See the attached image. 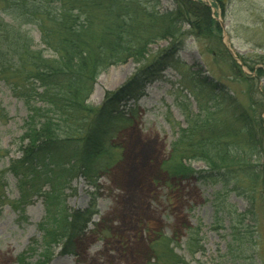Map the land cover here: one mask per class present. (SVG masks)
<instances>
[{
    "label": "trees",
    "instance_id": "trees-1",
    "mask_svg": "<svg viewBox=\"0 0 264 264\" xmlns=\"http://www.w3.org/2000/svg\"><path fill=\"white\" fill-rule=\"evenodd\" d=\"M150 2L156 5V0H0V12L19 23H7L0 17V80L28 111L18 138L20 156L12 158L5 170L15 178L18 191L9 205L21 220L27 219L26 207L35 197L43 198L45 208L37 224L40 240L31 239L14 264H49L56 255L76 254L96 214L97 198L92 194L84 209L70 208L65 190L77 177L96 187L97 160L112 146L118 124L125 119L120 107L136 99L147 82L159 78L174 62L183 35L223 47L211 7L204 0H175V8L165 12L150 7ZM20 23L38 28L43 47H37ZM183 24L188 26L186 31H182ZM161 39L168 40V46L150 56L148 46ZM146 59L124 84L107 92L99 106L86 103L99 74L127 60ZM232 64L239 77L247 78ZM257 73L261 75L263 67ZM194 79L192 84L203 87ZM205 94L209 100L215 98L213 107L222 104L218 101L221 93ZM235 110V125L216 123L200 113L188 118L187 128L171 146L170 156L178 160L167 171L174 181L219 184L225 192L242 195L258 211V201L264 205V168L257 170L252 158L255 150H264V124L256 108L246 110L238 105ZM2 152L8 154V150ZM187 159L201 160L206 170H194ZM2 175L0 171V179ZM2 187L0 215L6 200ZM234 213L236 219L246 217V213ZM232 229L238 241L236 228ZM199 232V228L189 232L194 246ZM172 242L173 238L158 234L150 242L153 259L145 264H184ZM36 253L38 258L31 262Z\"/></svg>",
    "mask_w": 264,
    "mask_h": 264
},
{
    "label": "rangeland",
    "instance_id": "rangeland-1",
    "mask_svg": "<svg viewBox=\"0 0 264 264\" xmlns=\"http://www.w3.org/2000/svg\"><path fill=\"white\" fill-rule=\"evenodd\" d=\"M204 2L211 7L223 47L214 41L183 35L184 42L174 62L162 70L159 78L147 82L136 99L120 107L125 119L118 124L112 146L97 160L100 172L96 187L77 177L65 190L67 206L79 209L86 208L95 193L96 214L78 242L76 254L56 255L49 264H145L153 259L155 250L150 242L158 234L173 238L171 245L184 264H264L262 200L256 211L249 200L223 191L219 184L194 179L174 181L167 171L178 160L170 156L172 143L187 128V119L198 113L216 123L221 120L222 124L235 125L232 117L239 105L261 111L264 124V0ZM152 3L148 5L160 12L175 8V0H156L155 6ZM0 17L7 23L19 24L3 12ZM20 26L38 48L43 47L35 25ZM187 29L183 24L182 31ZM168 42L161 39L151 43L149 55L167 47ZM148 60H127L109 67L96 78L86 103L99 106L107 92L119 88ZM232 61L247 78L237 75ZM259 67H263L261 75L257 73ZM192 78L196 83L200 80L203 87L192 84ZM205 93H221L218 101L222 104L213 107L215 98L209 100ZM0 108V171L4 173L0 184L6 197L0 215V264H14L31 239L40 240L37 224L45 208L43 198L37 196L26 207L27 219L21 220L9 205L18 197V191L15 178L5 170L12 158L20 156L18 138L28 111L2 80ZM2 150H8V154ZM254 153L252 162L261 170L264 150ZM185 162L196 171L206 170L201 160ZM234 211L246 213V217L236 219ZM233 226L238 241L234 239ZM195 228L200 232L194 246L189 232ZM37 258L36 253L30 261Z\"/></svg>",
    "mask_w": 264,
    "mask_h": 264
}]
</instances>
